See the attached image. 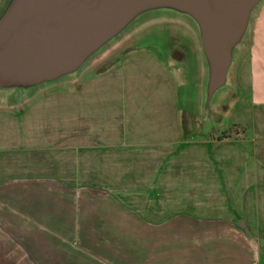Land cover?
<instances>
[{
  "label": "crops",
  "instance_id": "crops-1",
  "mask_svg": "<svg viewBox=\"0 0 264 264\" xmlns=\"http://www.w3.org/2000/svg\"><path fill=\"white\" fill-rule=\"evenodd\" d=\"M132 36L60 94L0 97V264H264V0L203 137Z\"/></svg>",
  "mask_w": 264,
  "mask_h": 264
},
{
  "label": "water",
  "instance_id": "water-1",
  "mask_svg": "<svg viewBox=\"0 0 264 264\" xmlns=\"http://www.w3.org/2000/svg\"><path fill=\"white\" fill-rule=\"evenodd\" d=\"M260 1L8 0L0 14V91L22 93L71 77L90 55L143 15L173 11L189 16L197 26L207 68L205 107L209 106L228 82L234 49L243 42ZM7 95L13 94L0 97ZM240 223L236 224L243 228Z\"/></svg>",
  "mask_w": 264,
  "mask_h": 264
},
{
  "label": "rangeland",
  "instance_id": "rangeland-1",
  "mask_svg": "<svg viewBox=\"0 0 264 264\" xmlns=\"http://www.w3.org/2000/svg\"><path fill=\"white\" fill-rule=\"evenodd\" d=\"M5 5L0 9V14L4 10ZM257 6L251 14L243 42L234 49L233 58L236 60L239 58L240 47L246 45L249 24ZM128 34L133 35L132 41H130L131 44H136L137 48H140V46L147 47L155 52L159 59H164L169 65L176 85L178 87H180L179 83L183 85L180 88L176 86V88L179 92L180 90L184 92V94H179L180 102L185 105L184 110H189L193 113L189 116V119L186 118L187 123L191 126V131L188 132L191 138L203 137L207 127L210 125L219 128L221 125V120L219 122L220 118L208 115V112L214 108L212 106L215 105L216 98L213 97L215 98L214 103L209 106L201 105L202 94H199L198 89L200 84L203 86V75L205 74L206 78L207 68L195 22L189 16L173 11L148 13L134 21L124 34L119 35L105 48L107 49L112 44L123 41ZM105 48L103 46L96 53L90 55L77 71L75 77H61L22 93L0 91V94H60L61 90L71 86L76 77H86L94 64L96 68L97 61L95 60L103 56ZM235 62L232 70H229L228 82L225 83V87L223 86V88L217 90L215 94H219L221 91L235 92L241 89L237 78L238 64ZM228 122L229 118L222 120V125H227Z\"/></svg>",
  "mask_w": 264,
  "mask_h": 264
},
{
  "label": "bare ground",
  "instance_id": "bare-ground-1",
  "mask_svg": "<svg viewBox=\"0 0 264 264\" xmlns=\"http://www.w3.org/2000/svg\"><path fill=\"white\" fill-rule=\"evenodd\" d=\"M206 83V82H205Z\"/></svg>",
  "mask_w": 264,
  "mask_h": 264
}]
</instances>
